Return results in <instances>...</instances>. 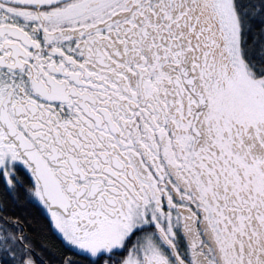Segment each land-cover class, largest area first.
<instances>
[{
    "label": "snow or ice",
    "instance_id": "6c2138e0",
    "mask_svg": "<svg viewBox=\"0 0 264 264\" xmlns=\"http://www.w3.org/2000/svg\"><path fill=\"white\" fill-rule=\"evenodd\" d=\"M0 264H264V0H0Z\"/></svg>",
    "mask_w": 264,
    "mask_h": 264
}]
</instances>
